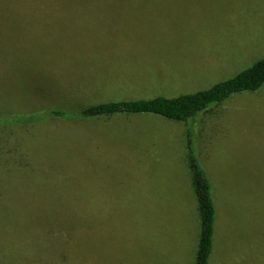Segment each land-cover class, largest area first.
Returning a JSON list of instances; mask_svg holds the SVG:
<instances>
[{
	"label": "rangeland",
	"instance_id": "374dc122",
	"mask_svg": "<svg viewBox=\"0 0 264 264\" xmlns=\"http://www.w3.org/2000/svg\"><path fill=\"white\" fill-rule=\"evenodd\" d=\"M108 1L140 7L129 20H108L123 28L122 56L107 51L106 38L71 32L106 23L79 20L81 10L0 0L10 5L0 8L9 11L0 16V264H193L188 129L217 201L210 264H264V84L198 112V126L116 113L80 120L88 131L60 118L55 130L47 120L15 134L53 101L173 97L264 56V0ZM113 76L129 90H104L101 80ZM66 210L76 226L58 216Z\"/></svg>",
	"mask_w": 264,
	"mask_h": 264
},
{
	"label": "trees",
	"instance_id": "16d2710c",
	"mask_svg": "<svg viewBox=\"0 0 264 264\" xmlns=\"http://www.w3.org/2000/svg\"><path fill=\"white\" fill-rule=\"evenodd\" d=\"M29 3L41 4V3H69V2H106L108 0H28ZM12 2V1H11ZM10 5L4 4L3 7L7 8ZM6 13L0 12V16H6ZM5 14V15H4ZM101 70V69H98ZM104 70V69H103ZM104 90L108 88L109 84L112 87L117 88L125 84L123 77H111L101 80ZM99 82L93 81L92 85H97ZM264 84V56L257 61H254L249 66L240 70L233 76L218 81L208 88L196 90L191 93H182L173 97H165L157 95L151 98H125L120 100L105 101V102H91L81 105H70L62 106L61 104L49 103L46 108L40 112H31L29 115V122L27 126L23 125L14 130L15 134L18 131L29 129L30 127L37 126L39 122L49 121L50 128L56 129L54 120L64 119L65 123L69 122L73 125L74 120H84L91 117L102 116V118H110V116L116 113L126 114H140V113H151L160 115L170 120L175 121H186L191 120V124L198 126L196 117L202 111L209 109L211 104H219L225 99H228L234 93L242 91H256ZM118 85V86H116ZM124 89L129 90L127 87L122 86ZM90 88V87H88ZM92 88V87H91ZM95 89V87L93 88ZM93 89L88 92H84L82 95L85 97L93 95ZM51 97L52 94H48ZM55 103V104H54ZM215 106V105H213ZM209 107V108H208ZM212 107V106H211ZM199 112V113H198ZM27 118V117H26ZM31 118V119H30ZM28 119V118H27ZM64 122V121H63ZM25 123V124H26ZM83 125V131H88L84 121L76 122ZM75 124V123H74ZM186 149H187V166L190 174V183L194 194L196 203V211L199 219V234L197 239V246L194 256L193 264H210L215 245L216 235V220H217V201L213 197V186L207 176L204 168L200 165L197 157L194 153L192 144V135L190 130H186ZM219 202V201H218ZM83 202L78 204L82 205ZM77 204V205H78ZM75 206L70 204L69 208ZM80 208V206H78ZM79 218H82V212ZM77 213V212H76ZM34 215V214H33ZM62 217L67 226H76L75 213L72 211H62V214L58 215ZM48 216H45L47 218ZM47 224L55 225L56 216L48 217ZM89 220V219H88ZM57 225V224H56ZM50 226V225H48ZM234 246L230 247L231 253ZM239 249V246H238ZM229 253V255H230ZM227 261H228V256ZM240 262V260H239ZM239 262H236L238 264Z\"/></svg>",
	"mask_w": 264,
	"mask_h": 264
},
{
	"label": "crops",
	"instance_id": "0c3cea01",
	"mask_svg": "<svg viewBox=\"0 0 264 264\" xmlns=\"http://www.w3.org/2000/svg\"><path fill=\"white\" fill-rule=\"evenodd\" d=\"M42 5L48 3H41ZM50 5L58 6L63 5L67 6L70 9L81 10L78 18L79 20L89 21V20H97L106 22L102 25L93 24L92 26L81 27L77 29H72L71 32L74 34H79V39L85 35H94L97 39L106 38L109 43V49L107 50L112 55H120L122 56L125 53L124 48L121 46H126L123 28L117 22H108L110 21H120V20H129L128 18L135 17L138 13L134 11L135 9H139L138 6H125L126 4H121L120 2H69V3H50ZM131 10V11H129ZM76 30V32H75ZM70 54L71 51H69ZM91 54V52H88ZM122 67V65H119ZM118 67V68H119ZM95 69V67H93ZM105 70V69H104ZM127 125V124H126ZM130 126V125H127ZM119 153H122L125 157L126 149L117 150Z\"/></svg>",
	"mask_w": 264,
	"mask_h": 264
}]
</instances>
